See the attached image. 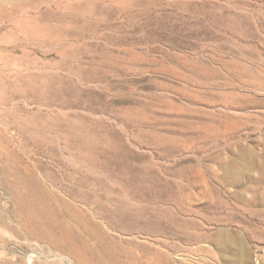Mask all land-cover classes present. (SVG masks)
<instances>
[{
  "label": "rangeland",
  "instance_id": "obj_1",
  "mask_svg": "<svg viewBox=\"0 0 264 264\" xmlns=\"http://www.w3.org/2000/svg\"><path fill=\"white\" fill-rule=\"evenodd\" d=\"M0 264H264V0H0Z\"/></svg>",
  "mask_w": 264,
  "mask_h": 264
}]
</instances>
